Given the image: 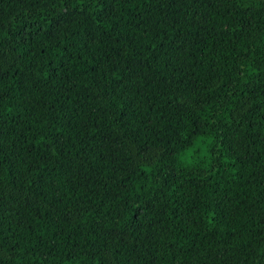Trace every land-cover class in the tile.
Wrapping results in <instances>:
<instances>
[{"label": "trees", "instance_id": "16d2710c", "mask_svg": "<svg viewBox=\"0 0 264 264\" xmlns=\"http://www.w3.org/2000/svg\"><path fill=\"white\" fill-rule=\"evenodd\" d=\"M0 264H264V0H0Z\"/></svg>", "mask_w": 264, "mask_h": 264}]
</instances>
